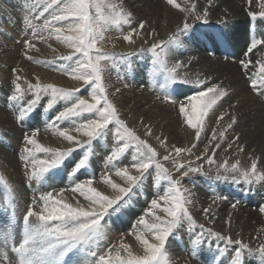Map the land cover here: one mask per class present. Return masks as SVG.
Instances as JSON below:
<instances>
[{
    "label": "snow or ice",
    "instance_id": "obj_1",
    "mask_svg": "<svg viewBox=\"0 0 264 264\" xmlns=\"http://www.w3.org/2000/svg\"><path fill=\"white\" fill-rule=\"evenodd\" d=\"M252 2L247 0L249 7ZM165 3L183 14L182 24L147 48L116 53L106 50L109 32L119 33L117 39L134 45V37L143 33L147 24L137 20L123 0H22L25 39L21 55L79 85L64 88L43 83L39 76L33 82L20 74L22 69L12 70L13 92L9 100L14 105L17 124L25 128L19 159L24 187L31 196L25 212L18 215V190L0 175V185L7 193L5 205L0 206V264H172L169 241L180 229L188 234L185 251L190 257H196L205 246L212 248L213 242H222L223 246L215 243L214 247L217 255L224 257L231 246L228 264H248L249 260L264 264V242L252 247L242 239L234 240L206 228L190 210L197 177H203L209 188L216 184L245 185L250 192L253 185L264 186L259 157L249 156L250 165L241 166L238 157L245 152V146L238 143L239 135L222 149L229 152L235 146L237 158L233 161L229 155L217 159L227 133L237 123L230 113L217 115L220 102L229 96L228 87L222 81L201 78L200 74L190 77L182 71L190 62L175 58L176 51L186 45L184 37L189 38L187 42H209L205 50L212 56L219 48L230 50L233 37L223 29H214L208 37L194 33V22L208 24L213 0H207L208 6L199 11L195 0ZM258 7L259 13L248 12L253 21L258 16L264 18V0H259ZM219 23L226 25L228 21L221 19ZM147 34L159 35L155 30ZM52 40L69 49V53L49 60L32 55L40 51L37 42L47 43L55 52L48 43ZM259 46H264V38L253 36L237 63L251 90L264 96V58L255 63L250 58ZM111 47L115 48V43ZM133 56L141 61L147 58L149 90L157 100L173 106L182 124L192 131L195 142L190 147L169 144L163 134L154 136L152 125L143 119L139 121L144 129L142 136L122 118L105 75L109 67L123 66L133 71ZM210 114L217 128L226 115L230 119L221 130L212 129L207 137ZM38 118L42 119L43 130L58 138L59 146L41 143V128L28 127ZM202 135L206 138L202 151H193ZM148 138H153L155 144ZM98 148L103 151L100 160L96 159ZM97 164L101 166L98 172L94 170ZM149 194L153 198L128 233L134 236L140 251H134L123 237L119 244L111 243L108 226L113 217L119 220ZM227 199V195L214 192L212 202ZM237 203L239 200L232 207ZM259 210L264 213V207ZM202 212L210 221L214 219L211 204ZM225 223L230 227L231 219ZM255 238L261 239L259 234Z\"/></svg>",
    "mask_w": 264,
    "mask_h": 264
},
{
    "label": "rangeland",
    "instance_id": "obj_2",
    "mask_svg": "<svg viewBox=\"0 0 264 264\" xmlns=\"http://www.w3.org/2000/svg\"><path fill=\"white\" fill-rule=\"evenodd\" d=\"M21 2H22V0H0V50H1L0 51V156H1L0 162H1V159L3 162V166H0V172H1L0 175L3 176L5 174L6 176L4 175V177H6L9 184L11 182L12 183L14 182L13 184L11 183V186L13 188L16 186L14 189L18 190V196H17V200H18V202H17L18 203L17 214L18 215H22L25 212L27 205L30 201L31 192L24 187L25 178L23 175V165H22V161L19 159V153H20V150L22 148L21 140L23 139L25 128L20 127L17 124V122L15 121L14 112H13L14 111L13 110L14 105L9 100V97L13 92L12 80L14 79V75H13L12 70L13 69H22V72L20 74L23 75L24 77H26L28 80H31L33 82H35L34 77L39 76L41 82H43V83H54L57 86L64 87V88H73V87H76L79 85V82L73 81L70 78H68L67 76L62 75L59 72L52 71L48 68L41 67V66L36 65L32 62H29L26 59H24V57L21 55V52H22L21 45L25 39V37L22 35V31H23L22 19L24 16V11L22 10ZM123 3L127 9L131 10V12L135 15L136 19L140 18V16L138 15L140 10H137V8L134 5H131L126 0H124ZM142 4L144 6H147V8L144 9L145 11L149 10L150 13L156 14L157 11L155 12L154 7H152L153 6L152 3H146L145 1L142 0ZM149 4H152V5H149ZM238 4L239 3H237V2L235 3L236 6H238ZM201 6H202L201 2L197 3L198 8ZM151 9L152 10L154 9V10L152 11ZM176 13H177V15L179 14L178 10L175 13L171 12L169 14L170 18L173 20H177L176 16H175ZM245 13H246L245 16L249 17L248 12H245ZM45 15H47V14H45ZM179 15H180V17H183L181 14H179ZM179 15H178V17H179ZM139 20H141V18ZM143 21H146V20H143ZM37 22L39 23L41 21H37ZM251 23H252V21H250V25H251ZM255 24H257V19L255 20ZM147 25H146L147 27L145 28L146 31L144 30L145 34L143 32V33H140L134 37V39L136 41V44H134V45H129L122 38L117 39V36L119 33H116L114 31L109 32L107 34L108 39L105 42L106 50L109 52H116V53L136 52V51H138V49L140 47L147 48L150 46L151 43L155 42L156 40L167 38L173 32V29L175 28L174 24L171 25V23H169V22H166L164 24L165 27L159 26L158 28H156V27L154 28L153 26H149L151 24H148V21H147ZM200 28L201 27H199V25H197L194 27L193 31L195 33H198ZM147 30L148 31L155 30L159 35L156 37L148 35ZM126 31H127V28L125 29V32ZM158 31L159 32L162 31V33H159ZM210 35H213V32H210ZM202 36H204V35H202ZM205 37H207V36H205ZM145 40L147 41V43H144ZM202 42L205 44L206 48H208V46L206 44L208 42H206V41H202ZM48 43L52 44V47L56 49L55 52L52 51V49L47 46V43L43 44V43L37 42V47L40 49V51L39 52H33L32 55L38 59H41V60H49V59H53L54 57L61 55V54L67 55L70 51L69 49H67L63 45L57 44L54 40L49 41ZM113 43H115V45H116L115 48L111 47V45ZM208 44H210V43H208ZM188 45L190 46L191 44L188 43ZM121 49H122V51H121ZM229 51H231V50H228L226 52H229ZM210 56H211V58H213L212 55H210ZM184 57H186V56L183 55V58ZM230 58L233 60V62H235L238 65L235 58L228 56L227 59H230ZM5 59H7V60H5ZM227 59L224 58L225 61H227ZM8 60H9V62H8ZM11 60H13L14 63ZM219 60L222 61V58H219ZM146 63H147L146 57L143 59V61H141L140 59H138L137 56H133L132 57L133 71H131L129 73L128 70L125 68L127 70V73H129L128 75L126 73V70H124L123 66H119L116 69L109 67L106 71V75H105L106 78L105 79H106V83L109 86V92H110L111 98L114 100L116 105L119 107L122 118L126 119L127 122L129 123V125L137 130L138 134H141L143 136V131H144L143 125H141L139 123V121L141 119H143L144 123L152 125L154 136L163 134L164 136H166L168 138L169 144L174 143L177 146L190 147L191 144L193 142H195L192 131L188 130L186 128V126H184L182 124V118L178 116L176 109L171 105L164 104L160 100H157L156 94L155 93L150 94V91L146 87H144V84L147 86V82L145 79L146 78V65H147ZM137 67H140V69H142L143 72L145 71L143 74V78L140 81L137 80L139 76L137 75L136 72L140 71V69ZM186 70H188L187 73L189 76H190V72L193 73V75H195V73H196V70H194V69L187 68L183 71H186ZM200 70L202 71V69L198 68L197 71H199V73H201ZM37 73H38V75H37ZM120 74H122V75H120ZM110 75H111V77H110ZM193 75H191V76H193ZM128 77H131V78H128ZM110 78H111V80H110ZM113 79H114V81H113ZM158 79H159L158 82L162 83L161 78H158ZM123 81H124V84H123ZM126 82H127V84H126ZM141 82H142V84H141ZM130 83L133 85L131 86ZM125 85H127V86H125ZM137 86H139V87H137ZM117 88L120 91L116 93L115 90ZM249 88H250V84H249ZM250 91L252 92L251 93L252 95L247 94L248 96L244 95L243 93H238L237 96H234L235 100H233V102L231 101V99H233V97H232L233 95L229 94V97H227L228 99L226 98L227 103L229 105L227 107H224V109L222 108L221 109L222 112L226 111L227 109L234 110L233 108H235L237 101L242 100L243 104L247 105V110H248V112L252 113V116H254V114L255 115L259 114V112L262 111L261 108L263 109V107H259L258 101L260 100L262 102V104L264 105V96H259V95L255 94L251 90V88H250ZM124 92H125V94H124ZM9 93H11V94H9ZM128 94H130L131 97ZM127 95L129 96V99H128ZM245 96L248 98V100ZM145 97H147V98H145ZM28 98H29L28 96L25 97V99H28ZM122 98L126 99L127 102L124 101V99H122ZM143 98L145 100H143ZM132 99L135 102H133ZM134 99H136V100H134ZM224 101H225V99H224ZM141 102H143V103H141ZM150 102H151V104H149ZM146 103H148V104H146ZM254 103H256V106L251 105ZM131 104H132V106H131ZM156 105H158L159 107L157 108ZM230 105H231V107H230ZM128 106H130V107H128ZM144 108H145L146 112L144 111ZM160 108L164 109V110H161ZM157 109H158V111H157ZM167 110L173 111V114H170L169 113L170 111H167ZM2 111H4V113ZM154 111H156V112H154ZM130 112H132V113H130ZM9 113L11 114V116L9 115ZM136 113H138V114L136 115ZM156 114H157V116H156ZM49 115H51V113H49ZM160 115H161V118H160ZM217 115H218V113H217ZM2 116H4V117H2ZM1 117L4 119L3 122H2ZM156 117H157V119H155ZM158 118H159V120H158ZM7 120H8V123H7ZM154 120L157 122L155 123ZM252 120H253V118H252ZM37 121H38V123H37ZM222 122L223 121H220V123H222ZM253 122H254V120H253ZM172 123H174V124H172ZM7 124H9V125H7ZM33 126H35V127L39 126L41 128L40 136L38 137V139L40 140L41 143H43L45 145L53 146V147L59 146L60 141L58 140V138L54 137V135H52L48 132H45L43 130V122H42L41 118H38L36 121H31L28 125V127H33ZM248 128L252 130V127H248ZM179 129L181 130V132ZM212 129H217V131H219V129H221V124H220V128H217L216 123H215V119L213 117H210V119L208 121V128L206 129L207 137H210ZM254 129H256V127H254ZM258 129L262 133V135L264 136V131H263L264 128H262V129L258 128ZM8 131H10V132H8ZM11 132H12V134H11ZM19 132H21V134ZM185 133L188 135H186ZM17 134H18V136L16 137ZM251 134L254 136L256 133L251 132ZM189 135H191V136H189ZM236 135L240 136V140L238 141V143H240V144L243 143L242 145L245 146V152L240 153L239 157H238L241 161V166L242 167H248L250 165L249 156L259 157V160H261L262 157L259 154L260 152L256 150V145H254L255 146L254 148L251 147L253 145V141H250L248 138L243 140L242 137L245 138L243 133L241 131L238 132L236 130L233 132L229 131L227 133V138L222 143L221 150L218 151V153H217V159L218 160L223 159L224 157H227L229 155L232 156L233 161L237 158L235 146H233V149H231L229 152H225L222 150L231 141V139ZM245 135L247 136V134H245ZM263 136H261V137H263ZM202 137H201V141L198 144L197 149H194L193 151H196V152L202 151V149L206 143L205 136L202 135ZM261 137H260V139H261ZM148 139L152 143L155 142L153 138H148ZM263 141H264V139H263ZM253 149H255L254 152L252 151ZM7 151H9V152H7ZM97 151H98V155H97L96 159L100 160V158L103 155V151L99 148L97 149ZM9 159L12 161V163H8ZM230 162H232V161H230ZM0 165H2V163H0ZM4 166H5V168H4ZM100 167H101L100 164H97L94 170L98 172ZM263 167H264V163L260 161V163L258 164V168L260 170H264ZM3 170H5L7 172H4ZM10 171H12V172H10ZM19 171H20V173H19ZM7 175H8V177H7ZM196 179L198 180V183L195 187L192 188L194 196H193V204H192L190 210H191L194 218L197 220L198 223L204 224L206 228L208 226V227L212 228L214 231L221 232L222 234H225V235H230V236H232V238L234 240L235 239H242L245 243H249L252 247H256L258 244L262 243V241L264 242V213H261L259 210L261 207H264V201H263L264 200V186L253 185V186H251L250 192L245 190L247 187L245 185L236 186V185H230V184H216L213 188H209L207 182H205L203 177H197ZM0 187H1L0 188V205L2 206V205H5L7 193H6V190L4 189V187L2 185H0ZM197 187H199L200 189L201 188L204 189V192L210 196L207 199H205V200H207L206 202L204 199H203L204 201L202 200V201L198 202V198H197L198 192L196 189ZM21 191H23V192H21ZM214 192L215 193H221V194L228 196V199L222 200V203L229 204L231 201H234V203H236L237 200H239V203H237V205H236L237 208L236 207L233 208L231 206L232 209L227 210L226 212L220 210L224 214L219 216V217H215V215H214V219L210 221L208 218H206L203 215L202 209L204 207H207L209 204H211L213 207H215V203L212 202V197H213ZM235 193H236V195H234ZM23 194L27 197L24 196V202H21L20 197ZM26 194H28V195H26ZM151 198H153V197L150 194L146 195V197H141L139 199V201L134 204V207H132L131 209H128V211L126 210L123 213L122 218L117 220L116 218L113 217V221L110 222L109 223L110 226H108L109 239H110L111 243L118 244V242H120L121 238L123 237L124 242L132 245L134 251H137V252L140 251L139 245H138V243H136L134 236H131L128 233L131 230L130 225L134 224L136 218L146 210L147 203H148V201H150ZM25 199L27 200L26 202H25ZM252 201H253V203H252ZM217 202H221V201L218 200ZM248 205L251 207L252 210H257V211H255L256 213H258V211H259L260 214H262V215H258L259 216L258 218H260V220L261 219L262 220L260 223H258L259 226L253 224V222H254L253 221L252 222L253 225H251L250 228L246 229L247 230V232H246V230H244V227L242 226V224H240L238 222L237 216H239L243 213L241 210V207L244 208V207H247ZM21 207H23V209ZM21 212H22V214H21ZM213 213H215V212H213ZM2 218L3 217L0 216V219H2ZM229 218L231 219V226L230 227L227 226V224L225 223ZM248 218L249 217L247 215L246 219H242V223L246 222ZM250 229H251V231H250ZM241 231H243V232L241 233ZM258 234L261 237V239H259V240H257L255 238ZM215 243H221V246H223L222 242H213L212 248H208L207 246H205V248L202 251H200L196 257H194V258L190 257L187 254V252L185 251V249H187V247H188V234L184 229H180V230H178V232L176 234V238L175 239L170 238V241H169V248H170V252H171L172 264H213L214 260L216 261V264H228V258H229V256L232 255L231 246L229 247V252L226 256L219 257L217 255L216 249L214 247ZM249 261L250 262H248V264H256L255 260H249Z\"/></svg>",
    "mask_w": 264,
    "mask_h": 264
},
{
    "label": "bare ground",
    "instance_id": "obj_3",
    "mask_svg": "<svg viewBox=\"0 0 264 264\" xmlns=\"http://www.w3.org/2000/svg\"><path fill=\"white\" fill-rule=\"evenodd\" d=\"M124 1V0H123ZM128 1V3H130L131 5H134L137 10H140V12L138 13V15L140 16L141 20H146L148 21V24H151L149 26H153L154 28H158L159 26H164V24L166 22H169L172 24H174L175 28L173 29V32L178 28V26H180L182 24V20H183V17H180L179 14H181L183 16L182 13H180L178 11V15L176 13V19L177 20H173L170 18V13L171 12H177L176 9H173L170 5H167L165 3V0H143L145 1L146 3H152L155 9V12L156 14H152L149 12V10H144L145 8H147V6H144L142 4V0H126ZM202 3V6L201 7H197V10H201L205 7H207V0H195V3H199V2ZM178 2H182V0H178ZM239 3L238 6L235 5V3ZM258 2L259 0H253L252 2V5L251 7H249L248 3H247V0H213V7L209 9V12L211 15H209V22L208 24H203L201 22H194L195 26L199 25V27H201L198 31V34L199 35H204V36H211L210 35V32H213L214 29H223L224 31H226L227 33H229L232 37H233V45L231 46L230 50L231 51H234L235 52V56H233L232 58H235L236 61H238L241 56H242V52L245 50L246 46L250 43V40H251V34H255L257 38H264V18H260L258 16V21H257V24H256V28L255 30H251V25H250V21H251V18L250 17H247L245 16V12H249V11H253V12H256V13H259L260 9L258 7ZM129 4V5H130ZM152 4H149V5H152ZM148 5V6H149ZM133 7V6H132ZM131 7V8H132ZM150 8V7H149ZM148 8V9H149ZM153 9V10H154ZM152 10V9H151ZM150 10V11H151ZM152 10V11H153ZM154 12V13H155ZM158 13V14H157ZM152 15V16H151ZM135 16V15H134ZM173 16V15H172ZM138 17V16H137ZM174 17V16H173ZM140 18H137L138 20ZM221 19H227L228 23L226 25H223V24H220L219 21ZM147 25V24H146ZM148 26V25H147ZM146 26V27H147ZM165 27V26H164ZM167 27V26H166ZM153 28V29H154ZM162 28V27H161ZM170 28V27H169ZM197 28V27H196ZM148 29V28H147ZM146 31V29H145ZM148 31V30H147ZM127 32V31H126ZM150 32V31H148ZM147 32V33H148ZM159 32V31H158ZM172 32V33H173ZM159 33H162L159 32ZM195 33V32H194ZM145 34V32H144ZM143 34V35H144ZM252 34V35H253ZM119 35V34H118ZM162 37V36H161ZM153 38V37H152ZM138 39V38H137ZM185 41H186V45L185 47L183 48H180L176 51L175 53V58L177 59H180V60H183L185 61V63H189V69H194L196 70V73L195 75H193V73L190 72V77H195L197 74H200L201 78H207L209 80H211L212 82H217V81H222L223 82V85L228 87L229 89V94L230 95H233V99H231V101L233 102L234 99V96H237L238 93H243L244 95H247V94H251L252 92L250 91V88H249V82L247 81V78L244 76V74L242 73L240 67L235 63L233 62V60L230 58V59H227V61L224 60L225 56H221V57H218L217 54H219L220 52L217 50L215 55L216 56H213V58H211L210 54L208 51H206V46L205 44L201 41V40H196V41H192V42H187L189 40L188 37H184ZM149 43V42H148ZM188 43H190L191 45L189 46ZM44 44V43H43ZM136 44V43H135ZM188 45V46H187ZM125 46V45H124ZM42 48V47H41ZM133 49V48H132ZM1 51V50H0ZM5 51V50H4ZM122 51V49H121ZM226 52V50H225ZM183 55H185L186 57L183 58ZM216 58V59H215ZM219 58H222V61L219 60ZM253 62L255 63V61L257 60H261L262 58H264V46H262L259 50L257 51H254L252 54H251V57H250ZM7 60V59H5ZM10 60V59H9ZM8 60V62H9ZM13 62V60H11ZM16 62V61H15ZM135 62V61H134ZM133 62V63H134ZM14 63V62H13ZM8 64V63H7ZM147 64V63H146ZM141 66V65H140ZM22 67V66H21ZM140 69V67H137ZM198 68L202 69V71L200 70L201 73H199ZM116 69V68H115ZM124 70H126L124 68ZM255 69H250V71H254ZM8 71V70H7ZM183 71V70H182ZM188 71V70H186ZM34 72V71H33ZM129 72V71H128ZM145 72V71H144ZM144 72L142 71V69H140V71H137V75L139 76L137 80H142L143 78V74ZM195 72V71H194ZM123 73V72H122ZM126 73H127V70H126ZM130 73V72H129ZM127 73V75L129 74ZM109 74V73H108ZM38 75V73H37ZM119 75V74H118ZM122 75V74H120ZM126 75V74H125ZM193 75V76H191ZM111 77V75H110ZM133 77V76H132ZM145 77V76H144ZM106 78V77H105ZM109 78V77H108ZM127 78V77H126ZM128 78H131V77H128ZM5 79V78H4ZM56 79V78H55ZM146 79V78H145ZM111 80V78H110ZM121 80V79H120ZM159 80V79H158ZM162 80V78H161ZM114 81V79H113ZM134 81V80H133ZM144 81V80H143ZM132 83V82H131ZM130 83V84H131ZM134 83V82H133ZM123 84H124V81H123ZM127 84V82H126ZM129 84V83H128ZM142 84V82H141ZM133 84H131L132 86ZM130 86V85H129ZM136 86V85H135ZM139 87V86H137ZM144 87H146L148 90H149V87L148 85L146 86L144 84ZM139 89V88H138ZM147 90V91H148ZM130 91V90H129ZM134 91V90H133ZM150 91V90H149ZM9 92V91H8ZM117 93V92H116ZM127 93V92H126ZM129 93V92H128ZM151 93H154L152 91H150V94ZM11 94V93H9ZM125 94V92H124ZM149 94V93H148ZM123 95V94H122ZM130 96V94H128ZM127 95V96H128ZM141 95V94H140ZM252 95V94H251ZM124 96V95H123ZM129 96H128V99H129ZM248 96V95H247ZM131 97V96H130ZM137 97V96H136ZM150 97V96H149ZM229 97V96H228ZM246 97V96H245ZM244 97V98H245ZM252 97V96H251ZM256 97V96H255ZM140 98V97H139ZM147 98V97H145ZM227 98V97H226ZM225 98V101H221L220 102V105L219 108H218V111L217 112L218 114L220 113H224V112H227V113H230L231 115L235 116V118L237 119V123L233 126V128L229 131H238V132H242L244 137H242V139H246L248 138L250 141H253V145L251 146L252 148H254L256 145V150L259 151L260 153V157L261 158V162L264 163V141H263V135L262 133L259 131L258 128H264V105L262 104V102L258 101V105L259 107H263V109L261 108L262 111L259 112V114L252 116V113L248 112L247 110V105L243 104V101L242 100H239L237 101L236 105H235V108H233L234 110H229L227 109L226 111L222 112V108L224 109V107H227L229 104L227 103V99ZM242 98V97H241ZM240 98V99H241ZM247 98V97H246ZM124 99V98H122ZM141 99V98H140ZM238 99V98H237ZM119 100V99H118ZM131 100V99H130ZM136 100V99H134ZM143 100H145L143 98ZM142 100V101H143ZM248 100V98H247ZM256 100V99H255ZM124 101H126V99H124ZM133 101V99H132ZM230 101V100H229ZM127 102V101H126ZM135 102V101H133ZM144 102V101H143ZM141 102V103H143ZM247 102V101H246ZM124 103V102H123ZM138 103V102H137ZM140 103V104H141ZM145 103V102H144ZM134 104V103H133ZM139 104V103H138ZM148 104V103H146ZM151 104V102L149 103ZM121 105V104H120ZM136 105V104H135ZM154 105V104H153ZM253 106H256V103L254 104H251ZM257 105V106H258ZM7 106V105H6ZM132 106V104H131ZM141 106V105H140ZM147 106V105H146ZM155 106V105H154ZM130 107V106H128ZM138 107V106H137ZM156 107L158 108L159 106L156 105ZM155 107V108H156ZM231 107V105H230ZM233 107V106H232ZM162 108V107H161ZM160 108V109H161ZM255 108V107H254ZM149 109V108H148ZM154 109V108H153ZM167 109V108H166ZM252 109V108H251ZM6 110V109H5ZM8 110V109H7ZM125 110V109H124ZM134 110V109H133ZM136 110V109H135ZM161 110H164V109H161ZM175 110V109H174ZM9 111V110H8ZM13 111V110H12ZM137 111V110H136ZM144 111H145V108H144ZM143 111V112H144ZM158 111V109H157ZM160 111V110H159ZM167 111H170V110H167ZM4 113V111H2ZM10 112V111H9ZM14 112V111H13ZM146 112V111H145ZM144 112V113H145ZM153 112V111H152ZM156 112V111H154ZM252 112V111H251ZM132 113V112H130ZM135 113V112H134ZM140 113V112H139ZM142 113V112H141ZM160 113V112H159ZM170 114H173V111H170L169 112ZM175 113V112H174ZM138 113H136L137 115ZM164 114V113H163ZM9 115L11 116V114L9 113ZM135 115V114H134ZM157 116V114H156ZM167 116V115H166ZM174 116V115H173ZM4 117V116H2ZM1 117V118H2ZM211 117V115H210ZM226 118L223 120L221 124V129L226 126V124L229 122V119L230 117L229 116H225ZM9 118V117H8ZM160 118H161V115H160ZM254 123L253 122V120ZM157 119V117L155 118ZM210 119V118H209ZM3 118H2V122H3ZM159 120V118H158ZM170 120V119H169ZM168 120V121H169ZM14 121V120H13ZM16 121V120H15ZM36 121V120H34ZM155 121V120H154ZM165 121V120H164ZM172 121V120H171ZM157 121H155L156 123ZM160 122V121H159ZM7 123H8V120H7ZM38 123V121H37ZM137 123V122H136ZM161 123V122H160ZM5 124V123H4ZM174 124V123H172ZM179 124V123H178ZM9 125V124H7ZM41 125V124H40ZM176 125V124H175ZM181 125V124H180ZM15 126V125H14ZM17 126V125H16ZM172 126V125H171ZM19 127V126H18ZM21 127V126H20ZM39 127V126H38ZM173 127V126H172ZM182 127V126H181ZM248 127H252V130L249 129ZM254 127H256V129H254ZM248 128V129H247ZM10 129V128H9ZM219 129V130H221ZM13 130V129H12ZM170 130V129H169ZM175 130V129H174ZM180 130V129H179ZM217 130V129H216ZM254 130V131H253ZM178 131V130H177ZM264 131V130H263ZM10 132V131H8ZM173 132V131H172ZM181 132V130H180ZM251 132L253 133H256L254 136L251 134ZM17 133V132H16ZM21 134V132H19ZM171 133V132H170ZM174 133V132H173ZM235 133V132H234ZM233 133V134H234ZM3 134V133H2ZM7 134V133H6ZM9 134V133H8ZM12 134V132H11ZM10 134V135H11ZM45 134V133H44ZM186 134V133H185ZM247 134V136L245 135ZM47 135V134H46ZM49 135V134H48ZM172 135V134H171ZM177 135V134H176ZM188 135V134H186ZM207 135V134H206ZM235 135V134H234ZM12 136V135H11ZM18 136V134L16 135V137ZM169 136V135H168ZM191 136V135H189ZM188 136V137H189ZM263 136V137H261ZM55 137V136H54ZM170 137V136H169ZM174 137V136H173ZM187 137V138H188ZM261 137V139H260ZM183 138V137H182ZM186 138V137H185ZM203 138V137H202ZM20 139V138H19ZM178 139V138H177ZM184 139V138H183ZM204 139V138H203ZM10 140V139H9ZM229 140V139H228ZM171 141V140H170ZM10 142V141H9ZM22 142V140H21ZM155 143V142H154ZM240 144V143H239ZM243 144V143H242ZM52 145V144H51ZM60 145V144H59ZM2 146V145H1ZM7 148V147H6ZM9 148V147H8ZM202 149V148H201ZM3 151V150H2ZM9 152V151H7ZM12 153V152H11ZM258 154V155H259ZM18 155V154H17ZM255 155V154H254ZM10 156V155H9ZM256 156V155H255ZM11 157V156H10ZM1 158V156H0ZM2 165L0 166H3V162H2V159H1V162ZM8 163H12V161L9 159ZM19 166V165H18ZM263 166V165H262ZM5 168V166H4ZM22 168V167H21ZM264 168V167H263ZM2 170V169H1ZM9 170V169H8ZM12 170V169H11ZM4 172H7L5 170H3ZM9 172V171H8ZM12 172V171H10ZM1 173V172H0ZM3 173V172H2ZM16 173V172H15ZM20 173V171H19ZM5 175V174H4ZM3 175V176H4ZM6 176V175H5ZM18 176V175H17ZM8 177V175H7ZM13 177V176H12ZM6 178V177H5ZM10 178V177H9ZM20 178V177H19ZM8 181V180H7ZM12 183V182H11ZM10 183V184H11ZM14 183V182H13ZM12 183V184H13ZM17 185V184H16ZM19 185V184H18ZM16 187V186H15ZM14 187V188H15ZM257 187V186H256ZM1 188V187H0ZM21 188V187H20ZM25 189V188H24ZM197 189V192H198V202L199 201H202L203 199H207L208 197H210L208 194H206L204 192V189H200L199 187L196 188ZM217 189V188H216ZM20 190V189H19ZM213 190V189H212ZM258 190V189H257ZM23 192V191H21ZM226 192V191H225ZM234 192V191H233ZM259 192V191H258ZM257 192V193H258ZM25 194V193H24ZM22 195L20 197L21 199V202H24V196L25 195ZM28 195V194H26ZM230 195V194H229ZM236 195V193L234 194ZM18 196V194H17ZM196 196V195H195ZM27 197V196H25ZM232 197V196H231ZM262 197V196H261ZM196 199V198H195ZM260 199V198H259ZM149 200V199H148ZM203 200V201H204ZM261 200V199H260ZM259 200V201H260ZM27 200L25 199V202ZM207 200H205L206 202ZM264 201V200H263ZM262 201V202H263ZM18 202V200H17ZM204 202V203H205ZM258 202V201H257ZM202 203V202H201ZM234 203V201H231L229 204H225V203H222L221 202H215V207L212 206V210L213 212H215V217H219L221 215H223L224 212H226L227 210H230L232 209L231 206L232 204ZM253 203V201H252ZM18 205V203H17ZM138 205V204H137ZM204 205V204H203ZM242 205V204H241ZM252 205V204H251ZM1 206V205H0ZM3 206V205H2ZM21 206V205H20ZM256 206V205H255ZM199 207V206H198ZM23 209V207H21ZM237 208V207H236ZM25 209V208H24ZM140 209V208H139ZM240 209V208H239ZM222 210V211H220ZM241 210H242V214L237 216L238 217V222L240 224H242V226L244 227V230L248 229L251 227V225L255 224V225H258V223L261 222L260 218H258L259 216L258 215H262L260 214V212L258 211V213H256L255 211L257 210H252L251 207L248 205L247 207H244L242 208L241 207ZM20 211V210H19ZM22 211V210H21ZM128 211V210H127ZM20 213V212H19ZM239 213V212H238ZM22 214V212H21ZM248 215V219L246 222L242 223V219H246V216ZM235 216V215H234ZM115 218V217H114ZM262 218V217H261ZM3 219V218H2ZM218 219V218H217ZM236 219V218H235ZM205 220V219H204ZM254 221V222H253ZM217 222V221H216ZM253 222V224H252ZM236 224V223H235ZM237 225V224H236ZM110 226V225H109ZM123 227V226H122ZM125 227V226H124ZM208 227V226H207ZM122 229V228H121ZM120 229V230H121ZM126 230V229H125ZM128 230V229H127ZM251 231V229H250ZM122 232V231H121ZM125 232V231H124ZM243 231H241L242 233ZM247 232V230H246ZM239 233V232H238ZM247 234V233H246ZM249 235V234H248ZM251 235V234H250ZM120 236V235H119ZM118 236V237H119ZM245 239V238H244ZM126 240V239H125ZM250 241V240H249ZM257 241V240H256ZM263 242V241H262ZM137 243V242H136ZM119 244V242H118ZM135 247V246H134ZM174 247V246H173ZM176 247V246H175ZM174 249V248H173ZM134 250V249H133ZM206 250V249H205ZM175 252V251H174ZM208 258V257H207ZM209 261V260H208ZM250 262V261H248Z\"/></svg>",
    "mask_w": 264,
    "mask_h": 264
}]
</instances>
